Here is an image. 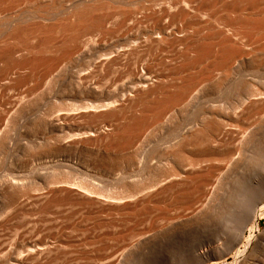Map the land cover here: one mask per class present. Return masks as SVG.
<instances>
[{
    "label": "bare ground",
    "instance_id": "obj_1",
    "mask_svg": "<svg viewBox=\"0 0 264 264\" xmlns=\"http://www.w3.org/2000/svg\"><path fill=\"white\" fill-rule=\"evenodd\" d=\"M22 85H27L23 89L29 86L26 92L22 88L23 91L16 92ZM34 92L36 96L31 95ZM188 105L195 108L191 112L195 119L165 151L164 156L170 162L156 166L146 163L144 173L129 180L130 171L118 181L98 177L99 182L93 180L91 162L110 173L120 167L129 169L138 160L140 143L159 135L157 131L163 129L168 118L173 116L174 120L177 113L184 111L181 117H185ZM172 109L178 111L172 115ZM169 111L172 116L167 117ZM89 117L94 118L92 122L96 120L95 125L78 122L79 118ZM21 119L31 120L32 128L37 127L42 134V152H25L29 154L28 161L39 158L41 162L35 178L25 183H9L1 189L0 264H51L58 257L57 247L53 248L48 237L42 241L43 237L42 242L34 239L39 242L32 240L30 246L24 242L26 250L22 243L11 244L4 237L5 229L15 226L21 216L24 219L22 213L26 209H31L30 212L35 209L36 215L43 217L44 212L39 210L45 211L50 204L57 208V203H63L60 211L55 210L62 212L66 202L73 208L93 207L103 219L113 220L117 216L132 217L131 214L172 198L174 192L182 189L188 190L191 203L199 202L209 196V188L222 164L229 162L237 150L228 144L237 137L234 138L236 131L232 130L235 126L243 127L248 122L250 153L256 149L258 137L264 138V0H0V129L4 127L7 134L8 126H16ZM173 122L176 124V120ZM173 124L168 129L165 126L167 135L174 131ZM79 132L83 135L79 137L95 138L103 146L114 145L119 151L104 148L103 152H94L92 158L89 151L88 154L61 152L73 146L63 144V138ZM259 140L258 143L262 141ZM214 141L218 144L213 145ZM257 147L255 152L259 144ZM159 149L160 146L154 151ZM261 177L255 184L262 193L257 196L254 186L253 194L248 195L252 203L237 214L234 222L228 220L233 226L220 232L217 242L197 235L199 239L193 238L191 243L188 240L186 244L191 252L187 253L184 264L204 261L215 264L231 253L236 256L233 264H264V228H260L264 178ZM59 214L55 217L66 215ZM18 215L21 216L17 219ZM30 215L27 218L24 215L25 220ZM32 215L31 219L35 217ZM48 216L52 218L51 213ZM41 217L37 219L44 222ZM21 220L19 224L26 222ZM36 220L33 224L37 226ZM50 220L47 222L52 225ZM195 222H183V226L194 227ZM54 223L53 227L58 224ZM29 226L39 229L31 223ZM247 229L259 230L254 246L248 251L241 249ZM251 239H247L249 248ZM67 245H59L63 249L61 256L69 254Z\"/></svg>",
    "mask_w": 264,
    "mask_h": 264
},
{
    "label": "rangeland",
    "instance_id": "obj_2",
    "mask_svg": "<svg viewBox=\"0 0 264 264\" xmlns=\"http://www.w3.org/2000/svg\"><path fill=\"white\" fill-rule=\"evenodd\" d=\"M123 80H125V79H123ZM23 86H25V85H22L19 88L20 90H17L16 92L23 91L25 89H28V87H29L28 86L27 88L23 89L24 88ZM12 91H15V90H12ZM24 92H26V90L23 91V93ZM37 93H38V91H36V95H37ZM31 95L32 96L33 95L36 96L35 92L33 94H31ZM32 96H30V97H32ZM189 106L193 107V105H188V108H187V111H186L187 113L184 114L185 117L183 115L181 117V114L185 113V111L183 113H181V114L177 113V118L174 119V120H176V124H175V122H173L174 124L172 123V121H174L172 119V117H173L172 115H174V113H176V111H178V110H176V109L175 110H173V109L170 110L172 115H171L170 111L168 112L170 114L169 115L167 114V117L172 116L171 117L172 121L170 123L169 120H171V119L170 118H168V119L166 118L167 119L166 122L168 121L169 123L165 122V124L163 125L164 126L163 129L165 128L166 125H168V126H166V128L168 129V127H170V124H173V126L172 125L171 126L174 128V131H173L174 133L172 132L170 135H167V129L165 128L166 129V131H165V129L163 130L162 128L159 127L161 131L160 130L157 131V134H159V135H157L158 137L157 136H153V137H150V138L148 137V139H145L143 142L140 143V153H138V155L139 154L140 155L139 156L137 155V159L138 160H137L136 163L131 165L129 167V169H128V167H127V169H126V167L125 168L120 167L119 169L113 171V173H110L106 168L102 167L101 165L99 166L98 164H95V163L91 162L89 164V166H90V169L92 168L91 174L93 176H95L93 178V180H95L96 182H99V180H101V179L102 180H108L109 179L108 181H110V180L111 181H113V180L114 181H118V180H120L123 177V174L126 173L125 175H127L129 173V171H130L131 174L129 173L130 175L129 174L127 175L128 176L127 179L129 180V178L130 179L134 178L135 175H136L135 176V178H136L138 176L137 174L144 173V170L147 169V164L148 165L151 164V166H156V165L162 164L161 162H164V163L170 162L171 160L167 159L164 156L167 153L165 151L169 149V147H170L172 142H174L175 140L178 139V136H179L180 132L182 130H184V128L190 127L191 125H193L192 123L194 122L195 116L191 112L194 111L195 108L193 107V110H192V107H191V110L188 113V110L190 109ZM173 111H175V112H173ZM179 118H182L185 121L180 119L181 123L179 124V122H180V121H178ZM79 119L80 120H78V122L80 121L79 122L80 124H84V125L86 124L87 126L88 125L92 126V124L93 125L96 124V120H94L92 122V120L94 118H91L92 120L90 119V117L89 118H85L86 120L84 118H79ZM20 121L18 123L19 125L16 124V126L14 125L12 127L8 126L7 134L4 133V131H5L4 127H2V129H0V142H1L0 145L2 146L4 144H6L5 145L6 147L5 146H2V147L0 146V149H1L0 150V200H1L2 192H3V190H4V188H5V186L7 184L13 183V182L14 183L15 182H17V183L18 182H20V183L24 182L25 183L26 181H29V179L32 180L33 178H35L38 175V172H39L38 166H40L39 164L41 162V159L37 158V159H34L35 162L34 161L30 162V161H28L26 159V157L28 158V155L31 152H42L40 150L41 144H42V142H40L41 139H42V134L39 133L40 130L37 127H33L32 128L31 120H29V119H21ZM6 122H9V121H6ZM177 122H178L179 125H181V127L177 124ZM247 124H248V122L246 123V125L244 124L243 127L242 126H239V127L235 126L236 128L234 127L232 129L234 133L236 131V133L234 135V138L236 136L237 137L233 141H228L229 142L228 144L231 143L230 145L236 147L237 150L234 151L233 155L231 156V160L233 162H236V163L238 162V163L237 164L233 163L230 160L229 162L227 161V162H224L222 164V168L218 171L219 173H217V175L215 177V182H214L215 185L213 184L212 187L209 188V192L210 193H208V194H209L210 197L207 195L208 196L207 198H204L201 201L196 202V203L193 204V203L190 202V200H189V198L187 196L188 190L182 189V190H179L177 192H174L173 195L171 196L172 198L169 197L166 200L162 201L161 203L153 204L147 210H142L143 212L140 211L137 214L135 213V215L131 214L132 217H130V215H127L128 217L124 216L125 218L127 217L126 219H124L123 216H120V217L117 216L116 219H113V220H111L109 218L103 219L104 217L100 216V214L97 211L95 212L96 209L93 208V207H91V208L89 207V209H88V207L81 208L79 206L77 208L76 207L73 208V207H71V204H68V203L64 202V206H65L64 208L69 209V207H70V209L73 208L74 210L73 209H72V211L70 210L71 212L68 210V213H69V215H68V213L65 212V211H67L66 209L64 211H62V209H61V208H63V207H61V205L63 206V203L62 204L59 203V205L57 203L56 204V206H58L57 208L55 207V204H54V207H53V205L50 204L52 209L56 208V209H53V210L49 207L50 205H47L51 209L52 212L50 211V209L47 206H46L47 209L46 208L45 209L48 210V212L51 213V216H52L53 219L52 218H50L51 220L49 219L50 215L47 217V215L50 214V213H48V212L46 213L45 212L46 210L45 211H40L39 210V212H41V213L44 212V213H42L43 217H44V222H45L44 223L43 220H41V222H40L37 219V218L40 219L41 216L40 215L37 216L34 211H36L37 214H38V211L33 209L32 210L34 212L33 213V212H30L31 209L29 208L30 210L26 209L28 214H27V212H23L22 215L25 213L24 215L27 218V217H29V213L31 215L35 214V215H32V218H33V216H35L33 219L34 220L37 219L36 223L37 222L39 224L44 223L43 225H40L43 228L40 229V226H38L39 225L38 223H37L38 224L37 226H36V224H33V223H35V221L33 219H31V215H30V219L28 218L26 220H25V216L24 215H23L24 219L22 218L21 215H18L16 217L17 219H18V217L21 216V218H19V219H22V220H24L26 222H23L21 220L22 222L19 224L20 221L18 219V223L15 224L16 223L15 221H17V220L16 219H15V221L13 220L15 222V223L13 222L15 224V226H13V224H12L11 225L12 228L10 226L9 228L4 230V232H3V234L5 235L4 237L8 240L9 243L11 242V244H17V243H19V244L22 243L23 244L25 242L24 244H26L27 246L32 245V242H33L32 240H34V239H40V242H42L43 240L45 241L47 239V237H48V240L50 242H52V244L54 246L53 248L56 249V247H57L56 256H58L56 258V261L54 259H53L54 261L53 260L51 261V264H52V262H54V264H117V263H119V261H122V260L125 261L126 263H124L122 261L119 264H128V263L129 264H132V263L133 264H158V263L160 264V261H162L161 264H163V262L164 263L166 262L165 264H177V263L178 264H181V263L184 264L183 262H185L186 258L189 256L187 253L191 252L190 245L186 244V243H188V240L190 241L189 243H191L193 240L199 239V238L202 237L204 239H209V238L212 239V240L214 239V241H215L217 239V236H219V234H221L223 232H226L224 230H226L227 226H228L227 227L228 228L227 231H229L230 228L233 226L232 223L236 220V217L238 219L237 214L240 215L241 212L244 211L245 209H247L248 205L250 203H252L251 201H249V200H251V196H248V195H252L253 194V192H252L253 189H255L257 187L255 182L257 180H259V179L261 180V178H262L261 176L262 175H263V178H264V174H263L264 173V159H263L264 158V149L261 146V145L264 144V141H263L264 138H262L263 136L262 137L260 136L262 141H261V139L259 137H258V139L256 141L257 142V146L259 144V146H260L259 149H261V150L258 149L257 152H259V151L261 152L262 151V153L259 152L260 153L259 154V153L255 152V150H257V148H258L256 146V149L252 150L253 152H251L252 155L255 156V159H254L253 158L254 156H252L251 153L249 152L251 150L248 151V149H247L248 148V125ZM23 125H25V126H23ZM37 129H38V131H37ZM150 129H152V127L149 128L146 131L147 134L150 133ZM237 130H238L239 133L237 132ZM3 133H4L5 136L3 135ZM164 133H166V134H164ZM162 134L165 135V138H163L164 135L162 136ZM69 135L70 136H67L66 139L63 138L62 142H63V144H71V145L73 144L72 148H74V149L71 148V149H68V150L61 151V152H76V151L77 152H81L82 151V152H87L86 154H88L90 152L91 154H88V155H90V157H91V155L94 154V152L97 153L100 150H101L100 152H103L104 148H107V149L111 150L112 152H118L119 151L116 146H115L116 148L114 147V145L109 146V148L106 147V146H103L95 138L86 139L84 137H79V136L82 135L81 132H79L78 134L70 133ZM159 136H161V137H159ZM4 137H7L8 139H6ZM155 137H157V140H154V139H156ZM244 137H246V138H244ZM151 138L153 140H151ZM258 140H259V142L260 141L261 142L258 143ZM214 142H217V141H214ZM214 142H213V145L214 144L215 145L218 144V142L217 143H214ZM243 142H245V143H243ZM32 146H33V148H31ZM159 146H160V149L154 151V148L157 149V148H159ZM27 147H28V149H27ZM162 148L164 149V151H162L163 150ZM25 152L29 153V154L26 155ZM254 153H256V155ZM249 154L252 157L251 161H248V160H250L249 159ZM151 156H154V157H151ZM25 160H27L28 162L26 161V163H25ZM247 162L250 163V164L248 165ZM234 164L236 165V168H234L235 167ZM238 165H239V167H238ZM23 166H25V167H23ZM96 169L98 170V172H97ZM236 169H237V171H235ZM36 171H38V172L35 173ZM99 171H100V173H99ZM106 171H108L109 173L108 172L106 173ZM95 172H97V173L95 174ZM29 174L33 175V176H30ZM254 175H255V177H253ZM249 176H250V180L254 179L255 181L254 180L250 181L249 179H247V178H249ZM257 176L261 177V178H258ZM97 177L100 178V179L98 180ZM251 177H253V178H251ZM9 179H11V180H9ZM248 182H251V183H248ZM244 183H245V185H244ZM248 184H250V187H249ZM251 185H253V186H251ZM234 186H235V188H234ZM254 186H256V187H254ZM252 187H254V188H252ZM229 188H231V189H229ZM245 188H246V190H245ZM247 188H249V189H247ZM1 189H3V190H1ZM242 189H244V190H242ZM256 189L257 190H254L255 191L254 193H256V194L258 193L257 196H259L262 193V192L260 193L261 189H259V187H257ZM218 190H220L219 191L220 193L218 192ZM241 190H242V192H240ZM244 191H247L249 193L251 192V193L248 194V193H246ZM257 191H259V192H257ZM213 194H215V195H213ZM257 196L255 195V197H257ZM240 197H241V199H240ZM253 197H254V195H253ZM238 199H240L241 202ZM252 201H253V198H252ZM238 202H240L241 204L238 203ZM262 204L264 205V202H262L260 204V206ZM66 205H67V207H66ZM245 205H247V206L245 207ZM72 206H75V205H72ZM232 206H234V207H232ZM59 207H61L60 209H61L62 212H59L60 211ZM57 209L59 210L58 212L55 211ZM90 209H92V210H90ZM23 211H25V210H23ZM211 211L212 212L214 211V212L212 213ZM20 212H22V211H20ZM20 212H19V214H21ZM53 212H54L55 216H56V214H59V213L63 214V212L66 215L64 216V214H63V216H64V217L62 216L63 218L62 217H60V218L57 217L56 218L55 216L52 215ZM209 213H211V214H209ZM71 214H73V215H71ZM78 214H79V216H77ZM94 214H96V215H94ZM147 214H150V215H147ZM225 214H226V216H225ZM229 214H230V216H229ZM60 215L61 214H59L57 216H60ZM231 215L233 217L235 215L234 219L232 218ZM45 216H46V218H45ZM43 217H41V218H43ZM54 217L56 219H58V220H56ZM73 217H74V219H73ZM227 217L228 218L230 217V218L228 219ZM47 218L51 221L52 225L48 224L49 220H47ZM200 218H203V220L202 219L200 220ZM28 220H30L29 222L31 223V225H34V227H38L39 229L31 228L29 226L30 223H28ZM191 220L192 221H196L195 222L196 224H194V227H189L188 228V227H184L183 226L184 225L183 222H187V221H191ZM228 220H232V221L234 220V221L231 222V221H228ZM56 221H57L58 224L56 223ZM53 222H55L57 224V225H55V223H54V225L57 226V228L55 226L53 227ZM75 222H76V224H75ZM229 222H231V225H230ZM46 223L48 224L47 225L48 227L44 226ZM227 223H228V225H227ZM21 225H23V226H21ZM73 225H74V227H73ZM106 227H108V228H106ZM30 228H31V230H29ZM260 228H261V230L264 228V211L260 214ZM32 229L33 230L36 229V230L33 231ZM115 229H117V230H115ZM122 229L124 231H122ZM58 230L60 231V233H59ZM186 230H187V232H185ZM28 231H30V232H28ZM31 231H33V232H31ZM258 232H259L258 229H254V230L247 229L246 230L245 238H244L242 246H241L242 250L243 249H246L247 251L251 250V248L254 246V243H255V240L257 238ZM133 235H135V236H133ZM195 235H197L199 238L197 236H195ZM199 235H201V236H199ZM248 237L252 238L251 241H250V248L248 247V244H247L248 243L247 242ZM193 238H195V239H193ZM41 239H42V241H41ZM191 239H192V241H191ZM153 240H155V241H153ZM218 240L219 239H217L216 242ZM29 241L30 242L32 241V242L30 243ZM37 241L39 242V240H34L33 243H35V242L38 243ZM61 242H63V243H61ZM139 242L141 244H139ZM184 242H185V244H184ZM54 243H56V244H54ZM66 244H68L66 248H68L67 251L69 252V254L66 255V257L69 256V257H67V259H66L65 256H63V255L61 256V254H63L62 253L63 249H61V250L59 249L60 248L59 245H66ZM26 245H24L25 246L24 250L27 249ZM185 245H186L187 248H190V249L185 250L186 249ZM142 246H143V248H142ZM150 246H153V247H150ZM183 246H184L185 249L183 248ZM156 247L158 248V251H157ZM160 248H162V251L160 250ZM154 249H155V251H154ZM58 250H59V252H58ZM146 250H147V252H146ZM188 250H190V251H188ZM135 251H136V253H134ZM139 252H140V254H139ZM159 252L160 253L163 252V253L160 254ZM23 253L25 254L26 252H23ZM156 254L159 255V256H156ZM131 255H135V256H131ZM153 255H154V257H153ZM123 256H125V257H123ZM142 256H144V257H142ZM110 257H111V259H110ZM112 258L115 259V260H113ZM117 258H118V261L116 262ZM122 258H124V259H122ZM235 258H236V256H234V253H231V254L227 255L225 258L221 259L218 263H215V264H233L235 262ZM156 259H158L159 262ZM110 260H112L113 262L110 261ZM128 260H129V262H127ZM49 263L43 262V264H49ZM202 264H214V263H213V261H208V262L204 261Z\"/></svg>",
    "mask_w": 264,
    "mask_h": 264
}]
</instances>
